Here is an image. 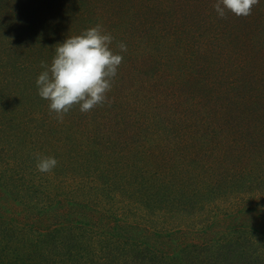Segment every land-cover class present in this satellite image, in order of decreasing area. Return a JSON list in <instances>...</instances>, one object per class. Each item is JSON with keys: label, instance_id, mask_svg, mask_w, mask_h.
<instances>
[{"label": "trees", "instance_id": "1", "mask_svg": "<svg viewBox=\"0 0 264 264\" xmlns=\"http://www.w3.org/2000/svg\"><path fill=\"white\" fill-rule=\"evenodd\" d=\"M215 2L0 0V264H264V0ZM97 25L127 51L60 120L42 64Z\"/></svg>", "mask_w": 264, "mask_h": 264}, {"label": "clouds", "instance_id": "2", "mask_svg": "<svg viewBox=\"0 0 264 264\" xmlns=\"http://www.w3.org/2000/svg\"><path fill=\"white\" fill-rule=\"evenodd\" d=\"M259 0H216L214 8L223 18L227 12L236 16H248ZM114 37L101 26L89 28L77 36H68L55 46V55L50 65L42 64L44 70L36 80L38 94L49 102V109L58 119L74 105L81 112H89L107 100L112 82L123 61L121 53L127 51L123 42L120 52L111 45ZM58 165L54 156L37 158V169L49 173Z\"/></svg>", "mask_w": 264, "mask_h": 264}]
</instances>
